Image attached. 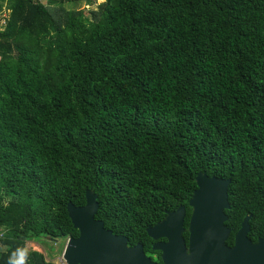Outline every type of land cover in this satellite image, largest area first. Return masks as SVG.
<instances>
[{
	"label": "trees",
	"instance_id": "16d2710c",
	"mask_svg": "<svg viewBox=\"0 0 264 264\" xmlns=\"http://www.w3.org/2000/svg\"><path fill=\"white\" fill-rule=\"evenodd\" d=\"M80 1L0 0V264H55L27 243L77 238L86 190L159 260L146 228L189 226L198 173L231 180L227 246L247 216L263 240L264 0Z\"/></svg>",
	"mask_w": 264,
	"mask_h": 264
},
{
	"label": "water",
	"instance_id": "95a60500",
	"mask_svg": "<svg viewBox=\"0 0 264 264\" xmlns=\"http://www.w3.org/2000/svg\"><path fill=\"white\" fill-rule=\"evenodd\" d=\"M196 181L198 189L189 201L192 215L188 228L185 206L146 228L148 238L155 242L152 251L161 253L162 264H264V239L254 244L248 238L251 216L245 217L234 246H227L231 229L225 223L229 219L226 210L230 209L231 180L198 173ZM67 210L78 236L68 239L65 264H156L141 245L130 247L128 239L114 235L95 219L98 203L91 190H86L83 206L69 203Z\"/></svg>",
	"mask_w": 264,
	"mask_h": 264
},
{
	"label": "rangeland",
	"instance_id": "374dc122",
	"mask_svg": "<svg viewBox=\"0 0 264 264\" xmlns=\"http://www.w3.org/2000/svg\"><path fill=\"white\" fill-rule=\"evenodd\" d=\"M105 0H89L80 1L74 5H64V9L67 11H81L84 10L88 16L98 14L100 11V5ZM7 13L5 11L0 12V28L4 24V20ZM69 238L51 239L49 236H42L40 239H31L27 243V249L29 251H37L42 253L46 260L55 264H65L63 259V253L68 243Z\"/></svg>",
	"mask_w": 264,
	"mask_h": 264
},
{
	"label": "clouds",
	"instance_id": "9594fccd",
	"mask_svg": "<svg viewBox=\"0 0 264 264\" xmlns=\"http://www.w3.org/2000/svg\"><path fill=\"white\" fill-rule=\"evenodd\" d=\"M26 257V250L17 249V251L9 258V264H25Z\"/></svg>",
	"mask_w": 264,
	"mask_h": 264
},
{
	"label": "flooded vegetation",
	"instance_id": "af4514ba",
	"mask_svg": "<svg viewBox=\"0 0 264 264\" xmlns=\"http://www.w3.org/2000/svg\"><path fill=\"white\" fill-rule=\"evenodd\" d=\"M186 220V219H185ZM186 228H188V226L186 227ZM188 233V232H187ZM186 235V233L184 234V236ZM188 240H189V236H188ZM162 242H166L165 240H162ZM187 242V241H186ZM154 244H155V242H154ZM188 244V243H187ZM153 246V245H152ZM157 258V257H156ZM155 258V259H156ZM158 258H159V260H156V261H153V262H155L156 264H162V262L160 261V254H159V256H158ZM151 259V258H150ZM152 260V259H151Z\"/></svg>",
	"mask_w": 264,
	"mask_h": 264
},
{
	"label": "built area",
	"instance_id": "2783aa9c",
	"mask_svg": "<svg viewBox=\"0 0 264 264\" xmlns=\"http://www.w3.org/2000/svg\"><path fill=\"white\" fill-rule=\"evenodd\" d=\"M1 236H2V234H1Z\"/></svg>",
	"mask_w": 264,
	"mask_h": 264
}]
</instances>
